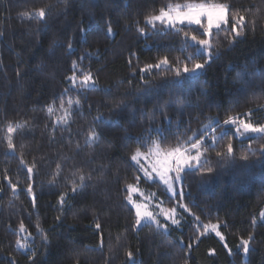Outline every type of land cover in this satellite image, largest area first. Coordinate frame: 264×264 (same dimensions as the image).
<instances>
[{"label": "trees", "instance_id": "trees-1", "mask_svg": "<svg viewBox=\"0 0 264 264\" xmlns=\"http://www.w3.org/2000/svg\"><path fill=\"white\" fill-rule=\"evenodd\" d=\"M183 2L0 0V264H264V134L240 136L223 123L239 116L264 124V0H214L229 5L225 29L232 16L244 20L239 36L213 30L211 57L197 58L202 70L142 72L165 56L173 68L191 67L196 49L182 32L145 24ZM40 8L43 19L25 15ZM178 28L200 36L198 26ZM83 72L94 88L80 86ZM61 104L71 113L67 125L56 122ZM193 134L205 138L201 163L183 171L174 194L131 160L151 140L174 145ZM228 142L233 154L217 156ZM136 176L156 202L177 208L179 225L135 224L126 185ZM21 222L30 237L19 232ZM217 223L223 239L203 228ZM249 236L244 253L241 239Z\"/></svg>", "mask_w": 264, "mask_h": 264}, {"label": "snow or ice", "instance_id": "snow-or-ice-1", "mask_svg": "<svg viewBox=\"0 0 264 264\" xmlns=\"http://www.w3.org/2000/svg\"><path fill=\"white\" fill-rule=\"evenodd\" d=\"M29 19H43L46 15L45 9L40 8L34 14H25ZM230 10L227 3H218L214 0H185L183 3H168L165 7H161L158 11V14H151L146 17L145 24L151 27L153 30L156 29L157 24L161 26L163 30H175L177 33L182 32L185 38V42H191L192 46L195 47V52L193 55L187 57V61L191 63V67L188 66V63L180 62V67H172V62L169 61L168 57L165 56L158 60L155 64H148L144 69H141L142 72H150L152 69H161L162 67L166 70L175 72L176 76L179 77L181 72L185 74H195L199 70L204 68V64L197 62V58L203 56L207 52L208 57H211V38L213 35V29L217 31H229L234 33L236 36L240 35L239 28L242 27V22L244 20L243 16H232L234 21L231 28L225 29L224 26L229 24ZM178 25H183L186 27L198 26L200 30V36L192 34L190 31H184L183 28H178ZM140 32H144V28L139 29ZM111 26L108 27V33L111 34ZM71 47V45H69ZM76 67L75 62L73 63V68ZM70 81L75 84L77 77L74 75L69 77ZM80 86L84 87H95V79L91 72H83L79 80ZM71 105L72 101H68ZM78 103V101L76 102ZM61 109L64 113L63 116L56 117L57 123H63L67 125L68 121L67 116L71 115L68 109H65L63 104H61ZM49 114H51L54 109L49 107ZM246 115H250L246 114ZM224 125L234 126V134L244 136L249 133L264 134V124L254 125L253 123L241 119L239 116H229L223 121ZM206 130L208 126H205ZM16 128L11 124L8 125L6 129V143L8 149L14 150L16 145L13 141V133H15ZM158 134L162 135V133ZM212 135L210 136V142L215 144L217 141V136L215 135V128L210 129ZM227 133H222L219 139H223ZM95 140V135L89 137L88 143H91ZM167 141V138H164ZM204 136L203 134L197 136L188 137L186 140L177 139L175 144H165L162 145L158 140H151L148 143L143 145L145 151H141L138 147L134 153L131 155V160L136 163L138 166V171L144 174L148 180L159 179L162 181L169 190L175 193L172 183V174L174 173L175 179H180V173L183 172L185 167H192L193 165H200L201 156L203 155V146H204ZM234 148L231 142H228L226 145V152H218L217 156L223 157L225 155L231 156L233 154ZM242 159H247V156H243ZM21 163H25L21 160ZM28 173L33 172V167L27 168ZM207 172L211 173L212 169L208 168ZM58 174V173H57ZM80 187H83L84 176H80ZM137 183L127 184V194L126 199L130 204L135 208V224L140 225L141 221L155 223L158 228L163 227L167 229V224H161L159 219H157L156 214L151 210L148 201L152 200V196H145L144 192L138 186L140 180L139 176L134 178ZM9 183L13 189L16 188L15 184H12L9 180ZM28 192L32 191L31 185L27 188ZM72 191H76L75 183L73 184ZM138 194L143 199L139 202L134 199V195ZM183 193L181 192V195ZM35 197H33V200ZM61 203H63V197H61ZM159 207V206H157ZM179 207L187 210V206L180 204ZM162 216L167 220H171L172 224L179 225L180 220L176 218L177 208L172 207L168 209H162ZM261 217H264V212H261ZM199 219V218H197ZM39 229V225H36ZM97 229L101 226L99 223L95 225ZM203 228L205 231L215 232L216 235L223 236L218 231L219 224H204ZM19 232L27 233L30 237L31 232L28 231L27 227L23 222L19 224ZM252 240V236H249L247 239L242 238L241 244L244 253L249 252V244ZM16 244L20 248L27 249L28 245L26 242L17 240ZM132 253L129 252L128 256L131 257Z\"/></svg>", "mask_w": 264, "mask_h": 264}, {"label": "rangeland", "instance_id": "rangeland-1", "mask_svg": "<svg viewBox=\"0 0 264 264\" xmlns=\"http://www.w3.org/2000/svg\"><path fill=\"white\" fill-rule=\"evenodd\" d=\"M213 30H215V29H213ZM189 167H185L184 168V170L183 171H185L186 169H188ZM182 174H183V172H181L180 173V179L182 178ZM142 175L144 176V174L142 173ZM146 178V177H145ZM147 179V178H146ZM158 179V178H157ZM179 179V180H180ZM159 180V179H158ZM179 180H176L175 179V175H174V173L172 174V183H173V188L175 189V182L177 183V181H179ZM160 181V180H159ZM162 182V181H161ZM163 183V182H162ZM164 184V183H163ZM165 185V184H164ZM166 186V185H165ZM167 187V186H166ZM169 190V189H168ZM141 191H143V190H141ZM144 192V191H143ZM169 192L171 193V194H174V192L173 191H171V190H169ZM144 194H145V196H152V200L151 201H148V203H149V205H150V208H151V210L156 214V216H157V219H159V221H160V223L161 224H166V223H169V224H172V222H171V220H167V219H165V217L164 216H162L160 213H161V210L162 209H168V207L167 208H165L166 206H164V205H162V204H160V203H158V202H156L155 201V197H154V195H151V194H147V193H145L144 192ZM134 199H136L138 202L140 201V200H142L143 198L142 197H140L138 194H135L134 195V197H133ZM129 203V202H128ZM130 204V203H129ZM131 206H132V208L135 210V208H134V206L132 205V204H130ZM157 206H159V207H157ZM144 223H149V222H145V221H141V224L140 225H138L139 227L142 225V224H144ZM152 224H155V223H152ZM156 225V224H155ZM163 228V227H162ZM164 230H165V228H163Z\"/></svg>", "mask_w": 264, "mask_h": 264}]
</instances>
